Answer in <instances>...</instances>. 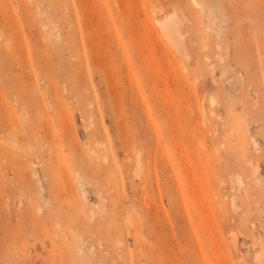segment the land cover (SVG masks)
I'll return each instance as SVG.
<instances>
[{
  "label": "rangeland",
  "instance_id": "obj_1",
  "mask_svg": "<svg viewBox=\"0 0 264 264\" xmlns=\"http://www.w3.org/2000/svg\"><path fill=\"white\" fill-rule=\"evenodd\" d=\"M0 264H264V0H0Z\"/></svg>",
  "mask_w": 264,
  "mask_h": 264
},
{
  "label": "bare ground",
  "instance_id": "obj_2",
  "mask_svg": "<svg viewBox=\"0 0 264 264\" xmlns=\"http://www.w3.org/2000/svg\"><path fill=\"white\" fill-rule=\"evenodd\" d=\"M156 24L162 33L170 30L169 27H167L168 21H156Z\"/></svg>",
  "mask_w": 264,
  "mask_h": 264
}]
</instances>
